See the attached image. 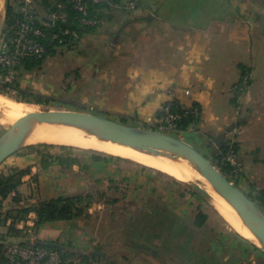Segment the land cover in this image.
<instances>
[{"label": "crops", "instance_id": "crops-1", "mask_svg": "<svg viewBox=\"0 0 264 264\" xmlns=\"http://www.w3.org/2000/svg\"><path fill=\"white\" fill-rule=\"evenodd\" d=\"M135 1L138 6L133 9L107 6L102 22L85 32L63 57L64 68L55 66V76L41 67L60 48L47 55L37 70L21 68V86L61 95L88 112L144 127L155 126L162 105L173 98L169 89H175L179 103L193 102L201 109L187 128L194 133L183 139L207 155H217L234 142L244 164L243 176L257 189L264 188V0ZM242 66L251 83L235 104L234 87L241 80ZM34 75L37 81L32 80ZM186 89L191 93L185 94ZM83 161L89 165L86 170L77 164L63 167L56 160L43 168L37 152L24 150L9 156L0 172L31 166L18 187L23 202L86 193L101 183L115 188L120 183L151 181V173L139 165L121 164L127 160L92 162L83 155ZM13 196L14 192L4 200L5 210L14 206ZM97 206L95 202L91 207L92 214ZM97 216L90 221H54L36 229V213L31 212L26 221L15 224L18 229L29 227V234L7 240L91 251L97 254L91 264H108V251L131 254L134 264H249L220 248L203 260L201 247L183 262L164 260L171 252L168 247L97 249L94 245L100 246L103 237L97 229L103 217ZM125 253L122 258L128 259Z\"/></svg>", "mask_w": 264, "mask_h": 264}, {"label": "rangeland", "instance_id": "rangeland-1", "mask_svg": "<svg viewBox=\"0 0 264 264\" xmlns=\"http://www.w3.org/2000/svg\"><path fill=\"white\" fill-rule=\"evenodd\" d=\"M1 12H5L3 0H0ZM2 21L3 17H0V23ZM70 50L68 46L60 47L56 56L48 57V61L42 65L41 69L51 76H55L58 69L64 68L63 57ZM55 66H58V69ZM34 70H37V68ZM34 76L36 77V75ZM34 76L32 80L37 81V77L34 78ZM25 88H28L31 92L54 98V101L44 104L28 102L36 109L87 110L85 106L73 105L69 98H63L61 95L44 94L39 89ZM10 95L16 94L11 93ZM4 96L12 98L8 95ZM8 125L9 123H5L4 127ZM4 127H1L0 134L4 131ZM193 133V130L184 128L170 131V134L181 138H187ZM58 151V147L54 148V152ZM76 153L83 158V155L89 154V151L82 148V150H76ZM208 156L214 163H217V155L210 154ZM137 163L135 161L121 162L126 166ZM155 170H146V174L151 173L149 176L151 181L144 184L128 182L117 184V187L112 188L108 183H101L95 189L98 206L96 215L93 214L95 215L93 218H98L97 214L103 217L97 226L98 231L103 234L101 244L98 245L100 249L103 250L106 247H168L171 252L164 260L172 259L173 261L183 262L189 261L193 257L192 255H196L201 247L205 252H208L203 253V260H206L214 249L220 248L242 262L264 264L263 252L256 250L245 237L236 232L208 199L205 198L204 201H199L190 193L184 196L181 195V192L188 187L187 185L194 188L192 184L178 179L180 182L174 183L173 179L176 178L165 172L161 171L159 173ZM235 181L247 194L249 192L257 193V188L245 179L243 174ZM103 192L105 195H102ZM110 199H114L115 202L108 201ZM199 211L208 214V220L202 227L194 225L195 215ZM8 225L7 223L6 226L0 229L1 233L6 234ZM9 237L2 239L0 236V247L6 243ZM189 249L192 252L185 254L184 251ZM66 250L73 253L69 254V257L74 261V264H81L84 256H97L91 251L84 252L77 248H66ZM124 253L108 251L107 260H111L115 264H134L131 254L125 253L128 254V259L122 258Z\"/></svg>", "mask_w": 264, "mask_h": 264}, {"label": "built area", "instance_id": "built-area-1", "mask_svg": "<svg viewBox=\"0 0 264 264\" xmlns=\"http://www.w3.org/2000/svg\"><path fill=\"white\" fill-rule=\"evenodd\" d=\"M18 14L7 24L0 38V90L16 93L13 87L18 80L17 67L27 58L42 59L50 48L73 47L81 40L83 31L98 26L107 6L136 8L138 2L126 4L116 0H12ZM251 75L246 71L235 85L239 94L249 88ZM185 94H190L186 89ZM172 99L165 102L156 130L170 133L187 118L197 119L201 114L195 103L182 105L175 97V89H169ZM182 129V128H180ZM216 166L231 180L239 179L244 164L234 142L217 154ZM236 182V181H235ZM0 264H74L64 258L59 248L46 247L33 242L9 241L0 247Z\"/></svg>", "mask_w": 264, "mask_h": 264}, {"label": "water", "instance_id": "water-1", "mask_svg": "<svg viewBox=\"0 0 264 264\" xmlns=\"http://www.w3.org/2000/svg\"><path fill=\"white\" fill-rule=\"evenodd\" d=\"M10 0H3L4 13H0V38L5 28ZM5 123L0 122L4 127ZM45 124L66 125L82 129L100 139L109 140L143 150L172 160L188 161L205 179L212 189L222 196L238 213L243 224L256 240H250L264 251V209L249 196L235 181L225 175L213 160L193 144L174 134L151 127L133 125L101 114L72 109H40L33 111L4 127L0 134V165L12 154L32 144L36 130ZM204 198L210 199L207 189L190 183ZM58 246L51 243H36Z\"/></svg>", "mask_w": 264, "mask_h": 264}, {"label": "trees", "instance_id": "trees-1", "mask_svg": "<svg viewBox=\"0 0 264 264\" xmlns=\"http://www.w3.org/2000/svg\"><path fill=\"white\" fill-rule=\"evenodd\" d=\"M119 1V0H116ZM18 11L13 6L12 0H10V6L7 11V17H6V23L8 24L12 17L14 15H17ZM95 28V27H94ZM90 29H85L83 33L87 32ZM55 49L50 48L48 53L42 58V59H32L27 58L25 59L22 64L17 67V74L18 77L20 76V70L21 68L32 71L35 68H38L42 61L46 58L47 55L54 53ZM243 67V66H242ZM248 71L243 67V73ZM251 83V80L249 81V84ZM13 87L16 89V95H10L11 93H7L4 90H0V93L4 95H8L18 101H24V102H31L36 104H44V103H50L54 101V98L44 96L41 94H37L34 92H31L28 88H24L21 86V83L19 80L15 81L13 84ZM235 91V97L233 98V102L236 104V99L239 94V92L234 89ZM161 116V112L159 113V117ZM198 119V118H197ZM197 119L187 118L185 119L180 125V128L187 129L193 122H195ZM121 121L126 122L125 119H121ZM153 128V127H151ZM237 148V144H235ZM59 149L58 152H54V148ZM225 147L222 148L225 149ZM24 150H31L33 152H37L42 159V167L48 168L54 160H56L61 166L68 167L74 164L79 165L81 170H86L89 168V165L86 164L83 161L82 156L78 155L76 153V150H82V148L74 147V146H68V145H56L51 143H38V144H32L28 147L18 151L22 152ZM87 150V149H83ZM89 151V158L92 162H100V161H122L127 160L129 162H132L130 159H126L120 156L110 155L107 153L95 151V150H88ZM137 163V162H136ZM143 171L145 170H152L151 167H148L146 165L137 163ZM31 171V166H15L11 168L7 173L0 172V229L7 225V222L11 219V223L8 225V230L6 234L1 233L0 230V236L2 239H5L7 236L10 237H25L29 234V227L24 226L21 229H18L16 227V222L19 221H26L30 215L31 212L36 213V221H35V228L38 229L45 223H50L54 221H72V220H78V219H87L91 220L93 219V214L90 212L91 207L96 202V191L91 190L86 193L76 194L72 196H60L56 198H50L48 200H39L37 202H31V201H22V195L18 191V187L23 183V177L25 174L29 173ZM156 171V170H155ZM161 173V171H156ZM174 183H179L177 179H173ZM237 183V182H236ZM186 190L181 192V195L184 196L187 193H190L194 198L198 199L199 201H204L205 198L203 195L198 192L196 189L189 187L187 185ZM255 187V186H254ZM256 188V187H255ZM14 192V196L12 198V202L14 206L8 210H5L4 207V200L9 197L11 193ZM173 192V190H171ZM172 194V193H171ZM102 195H105L103 192ZM249 196L253 198L255 201L261 205V207L264 209V188L257 189V193L253 194L249 192ZM110 202H115L114 199L108 200ZM208 220V214L204 211H199L195 215L194 219V225L196 227H202ZM248 240L247 238H245ZM252 246L261 252L264 251L261 250L257 245L252 243L250 240H248ZM2 246V245H1ZM46 247H53L57 248L56 246H46ZM97 249H100L99 246ZM64 258H68L69 253L66 249H60ZM96 256H84L81 260V264H91L92 260H94ZM108 264H115L111 260H107Z\"/></svg>", "mask_w": 264, "mask_h": 264}, {"label": "bare ground", "instance_id": "bare-ground-1", "mask_svg": "<svg viewBox=\"0 0 264 264\" xmlns=\"http://www.w3.org/2000/svg\"><path fill=\"white\" fill-rule=\"evenodd\" d=\"M33 111H39V109L28 102L18 101L0 93V122L12 123ZM36 135L37 137L31 138L30 142L68 145L120 156L158 169L182 182L196 183L208 190L211 195L210 203L236 232L245 238L256 240L243 224L236 210L215 192L205 177L184 159L175 161L166 156L150 154L127 145L100 139L94 134L73 126L45 124L36 130Z\"/></svg>", "mask_w": 264, "mask_h": 264}]
</instances>
